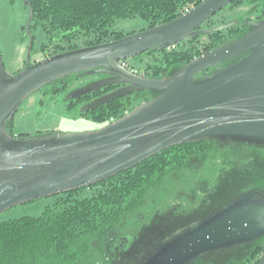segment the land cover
<instances>
[{
  "label": "water",
  "instance_id": "obj_1",
  "mask_svg": "<svg viewBox=\"0 0 264 264\" xmlns=\"http://www.w3.org/2000/svg\"><path fill=\"white\" fill-rule=\"evenodd\" d=\"M16 75L4 68L0 52V213L36 199L85 188L183 143L230 140L264 144V19L249 31L159 78L147 77L122 62L173 47L195 36L229 29V22L199 29L234 0H203L173 20L95 46L65 51L30 63ZM101 75L76 90L71 100L120 86L82 109L147 91L122 117L92 132L13 137L7 128L33 92L69 76ZM200 75V76H199ZM81 112V113H82ZM264 236V194L244 193L159 244L144 264H190ZM256 264H264V251Z\"/></svg>",
  "mask_w": 264,
  "mask_h": 264
},
{
  "label": "trees",
  "instance_id": "obj_2",
  "mask_svg": "<svg viewBox=\"0 0 264 264\" xmlns=\"http://www.w3.org/2000/svg\"><path fill=\"white\" fill-rule=\"evenodd\" d=\"M201 1L28 0L30 29L40 26L50 40L55 39L45 55L50 57L133 34L111 30L116 19L139 17L152 28ZM239 3L241 0H234L227 7ZM257 17L264 19V11ZM224 23L211 18L199 29ZM240 23L135 58H152L144 66L147 75L167 76L195 57L247 33L248 25ZM66 78L53 83L58 86L55 90L66 86ZM96 92L93 96L102 93ZM131 95L81 115L98 123L110 122L150 98L147 91ZM196 185L208 196L201 201L198 196L191 204L180 192ZM85 188L94 189V193L73 198L84 188L70 191L38 216L1 222L0 264H144L159 244L221 205L253 190L264 194V144L222 139L183 143ZM200 189L195 188L196 192ZM263 251L264 236L243 246L202 255L190 264H256Z\"/></svg>",
  "mask_w": 264,
  "mask_h": 264
},
{
  "label": "rangeland",
  "instance_id": "obj_3",
  "mask_svg": "<svg viewBox=\"0 0 264 264\" xmlns=\"http://www.w3.org/2000/svg\"><path fill=\"white\" fill-rule=\"evenodd\" d=\"M264 11V0H241V3L221 10L212 17L216 23L237 22L242 24L247 19L254 21ZM29 12L22 0H0V52L7 72L16 75L25 67L29 38L25 35V25ZM249 22V21H248ZM148 23L139 18H121L114 20L111 30L123 33H136L146 29ZM32 46L29 54V62L34 63L44 59L50 52V47L55 39L50 40L40 26L30 29ZM45 54H42V48ZM148 59L141 60L130 58L124 61L128 68L143 73ZM99 79L101 75L69 76L67 84L61 90H55L58 86L46 85L31 93L18 107L11 127L7 128L9 134L14 137L20 134L35 135L46 133L77 134L96 131L109 122L98 123L89 116L81 115L84 103L74 102L71 105L72 94ZM94 193V189L84 188L73 195V198L88 197ZM65 194L44 197L17 205L0 213V223L16 219L22 216H38L46 207L53 206L61 201Z\"/></svg>",
  "mask_w": 264,
  "mask_h": 264
},
{
  "label": "flooded vegetation",
  "instance_id": "obj_4",
  "mask_svg": "<svg viewBox=\"0 0 264 264\" xmlns=\"http://www.w3.org/2000/svg\"><path fill=\"white\" fill-rule=\"evenodd\" d=\"M217 15V14H216ZM258 18V17H257ZM255 19L254 21H261V20H263L261 17L259 18V19ZM46 58V57H45ZM126 67H127V65L124 63V62H122ZM128 68V67H127ZM130 69H132V68H130ZM136 73H138V74H142V75H144V76H147V77H150L151 78V75H147L145 72H143V73H139V72H136ZM200 76V75H199ZM120 86H115V87H113L112 89H110V90H107V91H105L104 89H101V90H98V92H102V93H100L98 96L96 95V96H93L94 94H88V95H85V96H82V98L80 97V98H77V99H73V100H71L72 102H76V103H78V102H81V103H84V105L86 104H88L89 102H91L92 100H94V99H96V98H99V97H101V96H103V95H105V94H107V93H109V92H111V91H113V90H115V89H117V88H119ZM103 91H105V92H103ZM97 93V92H96ZM131 97H133V95H130ZM200 184V183H199ZM201 185V184H200ZM198 186V185H196L195 186V188H196V190H197V188L198 187H200L201 189L199 190L200 192H196V190H195V188H189V189H187L186 191L185 190H183V191H181L180 192V195L181 196H185V198L186 199H188V201H190L191 202V204L193 203V202H195L196 200H197V197L198 196H201V198L199 199L200 201L202 200V199H204L205 197H207L208 196V194L207 193H202L203 191H204V189L201 187V186ZM146 224V221H145V223L143 224V226ZM142 225V224H141ZM142 227V226H141ZM140 227V228H141ZM137 233V232H136ZM138 234V233H137Z\"/></svg>",
  "mask_w": 264,
  "mask_h": 264
},
{
  "label": "built area",
  "instance_id": "obj_5",
  "mask_svg": "<svg viewBox=\"0 0 264 264\" xmlns=\"http://www.w3.org/2000/svg\"><path fill=\"white\" fill-rule=\"evenodd\" d=\"M111 121H112V120H111ZM111 121H110V122H111Z\"/></svg>",
  "mask_w": 264,
  "mask_h": 264
}]
</instances>
